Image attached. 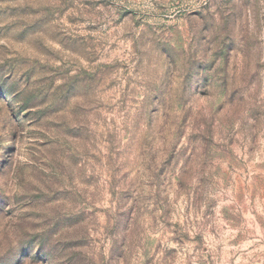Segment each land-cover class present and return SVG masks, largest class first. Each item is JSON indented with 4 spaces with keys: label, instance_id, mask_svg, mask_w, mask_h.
I'll return each mask as SVG.
<instances>
[{
    "label": "rangeland",
    "instance_id": "1",
    "mask_svg": "<svg viewBox=\"0 0 264 264\" xmlns=\"http://www.w3.org/2000/svg\"><path fill=\"white\" fill-rule=\"evenodd\" d=\"M0 264H264V0H0Z\"/></svg>",
    "mask_w": 264,
    "mask_h": 264
}]
</instances>
